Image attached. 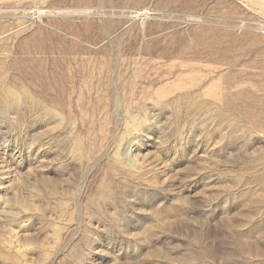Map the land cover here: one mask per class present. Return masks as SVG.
<instances>
[{
	"label": "rangeland",
	"instance_id": "obj_1",
	"mask_svg": "<svg viewBox=\"0 0 264 264\" xmlns=\"http://www.w3.org/2000/svg\"><path fill=\"white\" fill-rule=\"evenodd\" d=\"M0 264H264V0H0Z\"/></svg>",
	"mask_w": 264,
	"mask_h": 264
}]
</instances>
